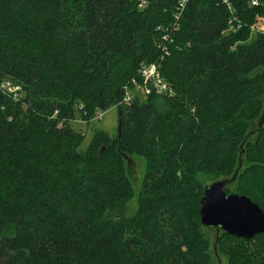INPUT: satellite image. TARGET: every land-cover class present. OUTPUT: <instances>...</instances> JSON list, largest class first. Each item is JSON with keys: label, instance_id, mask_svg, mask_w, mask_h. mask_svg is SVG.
Segmentation results:
<instances>
[{"label": "trees", "instance_id": "obj_1", "mask_svg": "<svg viewBox=\"0 0 264 264\" xmlns=\"http://www.w3.org/2000/svg\"><path fill=\"white\" fill-rule=\"evenodd\" d=\"M263 17L264 0H0L4 264H212L195 175L231 178L242 151L236 190L264 211V126L246 139L262 114L264 29L248 35ZM149 66L167 91L129 96ZM113 107L119 139L79 152L76 113ZM133 155L146 163L137 211L113 220ZM215 243L228 264H264V234Z\"/></svg>", "mask_w": 264, "mask_h": 264}, {"label": "rangeland", "instance_id": "obj_2", "mask_svg": "<svg viewBox=\"0 0 264 264\" xmlns=\"http://www.w3.org/2000/svg\"><path fill=\"white\" fill-rule=\"evenodd\" d=\"M257 28L264 29V17L263 20L258 19L257 24L252 27L253 33H250V35H248V41H252L254 39V29ZM152 89H154L155 92L159 93L166 92L168 89L167 82L162 80L159 73H157L156 76L153 77H144L140 85L137 84L136 86L129 87L126 92L129 96L134 95L138 96L140 100H145V95H148L152 91ZM260 103L261 108L264 109V94H262L260 97ZM118 118L119 114L117 107H113L105 112H98L86 121H82L78 113H76V119L70 123V126L76 132H80L84 135V140L78 148V151L84 153L95 134H103L111 140H115L118 133ZM258 119L251 122L248 126L249 132L247 139L252 147L256 144V130L258 129ZM124 166L132 188V193L131 197L128 200L123 201L114 210L108 212L107 216L113 220H129L135 215L137 211L138 195L145 174L146 163L140 156L133 155L125 158ZM246 166L248 165L246 163L245 156H243L242 168L240 170V173L246 168ZM220 179L223 178L210 176L205 173H199L195 175V180L202 188ZM237 188L238 182H234L228 185L226 193L238 194L239 191L236 190ZM253 189L264 198V186L262 184L258 182L255 183ZM201 232L204 238L209 243V255L212 264H228V257L221 251V249H219L218 243H215L218 236L216 230L213 228L203 227L201 229ZM0 264H4L3 259H0Z\"/></svg>", "mask_w": 264, "mask_h": 264}, {"label": "water", "instance_id": "obj_3", "mask_svg": "<svg viewBox=\"0 0 264 264\" xmlns=\"http://www.w3.org/2000/svg\"><path fill=\"white\" fill-rule=\"evenodd\" d=\"M118 114L116 140L120 137L121 127L119 108ZM263 122L264 109L257 120L258 129L256 132L264 126ZM242 153L241 151L238 167L231 178L216 180L210 185L204 186L199 216L203 227L213 228L217 233L222 231L236 238L250 240L256 235L264 234V211L249 198L238 194H227L225 191V188L234 183L237 178L241 168Z\"/></svg>", "mask_w": 264, "mask_h": 264}, {"label": "built area", "instance_id": "obj_4", "mask_svg": "<svg viewBox=\"0 0 264 264\" xmlns=\"http://www.w3.org/2000/svg\"><path fill=\"white\" fill-rule=\"evenodd\" d=\"M184 3V1H183ZM251 5L252 6H256L257 5V1H252L251 2ZM238 27H240L238 25ZM142 75L143 77H153L156 75V70H155V67L154 66H149L148 68H145L144 70H142Z\"/></svg>", "mask_w": 264, "mask_h": 264}]
</instances>
